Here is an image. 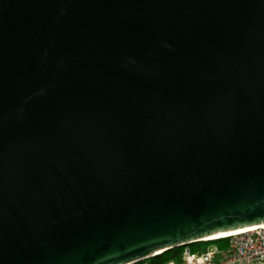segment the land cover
Wrapping results in <instances>:
<instances>
[{
	"label": "water",
	"instance_id": "1",
	"mask_svg": "<svg viewBox=\"0 0 264 264\" xmlns=\"http://www.w3.org/2000/svg\"><path fill=\"white\" fill-rule=\"evenodd\" d=\"M262 223L264 0H0V264Z\"/></svg>",
	"mask_w": 264,
	"mask_h": 264
},
{
	"label": "built area",
	"instance_id": "2",
	"mask_svg": "<svg viewBox=\"0 0 264 264\" xmlns=\"http://www.w3.org/2000/svg\"><path fill=\"white\" fill-rule=\"evenodd\" d=\"M201 243L197 250L184 247L180 264H264V223Z\"/></svg>",
	"mask_w": 264,
	"mask_h": 264
},
{
	"label": "trees",
	"instance_id": "3",
	"mask_svg": "<svg viewBox=\"0 0 264 264\" xmlns=\"http://www.w3.org/2000/svg\"><path fill=\"white\" fill-rule=\"evenodd\" d=\"M203 246L202 243H195L183 247H175L164 251L159 255H155L153 257L144 259L142 261L136 262L134 264H166L169 261H178V259L182 256L183 248L188 247L191 250H197Z\"/></svg>",
	"mask_w": 264,
	"mask_h": 264
},
{
	"label": "bare ground",
	"instance_id": "4",
	"mask_svg": "<svg viewBox=\"0 0 264 264\" xmlns=\"http://www.w3.org/2000/svg\"><path fill=\"white\" fill-rule=\"evenodd\" d=\"M247 229H250V227L244 228V229H240V230H236V231H232V232H228V233H222V234H219V235H216V236H213V237H221V236H225V235H228V234H231V233H235V232H239V231H244V230H247ZM213 237H210V238H213Z\"/></svg>",
	"mask_w": 264,
	"mask_h": 264
},
{
	"label": "rangeland",
	"instance_id": "5",
	"mask_svg": "<svg viewBox=\"0 0 264 264\" xmlns=\"http://www.w3.org/2000/svg\"><path fill=\"white\" fill-rule=\"evenodd\" d=\"M183 262V257H180L179 259H178V261H176V264H180V263H182Z\"/></svg>",
	"mask_w": 264,
	"mask_h": 264
}]
</instances>
